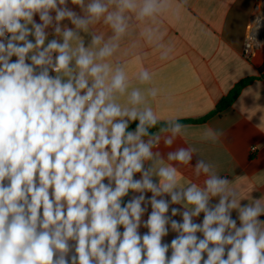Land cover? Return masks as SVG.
<instances>
[{"label":"clouds","instance_id":"clouds-1","mask_svg":"<svg viewBox=\"0 0 264 264\" xmlns=\"http://www.w3.org/2000/svg\"><path fill=\"white\" fill-rule=\"evenodd\" d=\"M71 3L83 15L69 8L68 0H0V264H264V220L259 219L264 198L241 205L230 180L202 159L195 172L207 174L204 187H178L177 168L164 166L153 147L161 132L171 133L164 144L172 146L187 126L173 119L170 127L150 133L158 119L151 107H140L145 96L139 89L131 91L129 107L116 102L115 94L128 88L125 68L107 61L133 19L154 22L170 0ZM65 19L75 27L62 25ZM97 22L111 35L104 41L94 34L86 48L80 32ZM253 24L246 47H264L257 39L264 15ZM49 28L62 42L45 43ZM141 36L146 42L160 38L159 26L147 27ZM171 51L167 47L161 59ZM138 79L148 83L152 75L142 69ZM147 93L157 95L155 89ZM135 121V131H129ZM167 159L188 164L193 150L180 147ZM147 161L152 169L145 167ZM130 191L140 195L122 206ZM145 192L153 194L150 199ZM164 194L187 210L173 207L166 215L170 202ZM212 197L218 203L211 204ZM148 204L152 211L143 226L149 231L141 236ZM200 213L203 222H194ZM176 215L182 222L172 219ZM169 224L178 233L170 244L162 242Z\"/></svg>","mask_w":264,"mask_h":264},{"label":"crops","instance_id":"crops-1","mask_svg":"<svg viewBox=\"0 0 264 264\" xmlns=\"http://www.w3.org/2000/svg\"><path fill=\"white\" fill-rule=\"evenodd\" d=\"M262 1L170 0L167 11L154 22L133 19L128 34L121 41V47L107 61L113 67L125 68L128 88L123 95L115 94L116 102L122 107H129L131 91L139 89L145 96V102L140 107H151L160 121L206 117L239 82L254 78L231 106L204 123L185 124L186 129L170 147L165 146L164 137L171 133L161 132L158 145L153 147L154 153H160L158 159L162 160L164 166L173 165L177 168L178 187L187 188L193 184L204 187L207 174L197 175L195 172L196 161L202 159L214 166L217 175L230 180L229 188L239 193L241 205L264 198V47H255L249 58L243 55L248 27L257 8L264 9ZM68 7L83 15L80 7L72 4L71 0H68ZM52 14L55 15L54 12ZM34 20L40 22L38 14ZM61 23L70 28L75 27L67 19ZM152 25L159 26L161 36L146 42L141 33ZM47 31L46 44L52 39L62 42V37L56 36L52 28ZM94 34L103 36L106 41L111 30L102 22H97L87 32H80V41L86 48L91 47ZM29 39L34 42V36H29ZM167 47H171L172 51L168 59L162 60L160 56ZM137 56L141 58L140 63H137ZM11 59L15 61L17 57ZM142 69L152 75L150 82L142 84L139 81L138 74ZM50 74L56 75L55 72ZM148 89L156 90L155 98L148 96ZM180 147L193 150L190 163L168 161L167 153ZM145 167L152 169L153 162H145ZM140 178L141 174L136 173L135 179ZM152 179L159 183V177L155 174ZM107 182L105 179L104 183ZM144 194L146 199L153 195L151 192ZM138 195L140 193L131 191L130 199ZM163 198L170 202L166 215L171 216L173 207L187 210L183 203L171 204L170 195L164 194ZM218 200V197H212L211 204L218 203ZM151 211V205L148 204L138 229L141 236L149 231L143 225ZM203 216L204 213H200L193 218L194 222L202 223ZM232 217L239 226L237 210L232 211ZM172 219L182 222L183 218L182 215H176ZM259 219L264 220V215ZM167 227L168 235L162 238V242L170 244L178 233L171 229L170 224ZM123 230L122 226L119 231ZM197 236L203 238L202 233L198 232ZM167 255H171V249Z\"/></svg>","mask_w":264,"mask_h":264},{"label":"trees","instance_id":"trees-1","mask_svg":"<svg viewBox=\"0 0 264 264\" xmlns=\"http://www.w3.org/2000/svg\"><path fill=\"white\" fill-rule=\"evenodd\" d=\"M253 80H254V78H247V79L239 82L235 86V88L226 97L221 99V101L217 104L216 109L212 113L207 115L206 117H203L201 119L182 120V121H179V122L181 124H183V125H185V124H201V123H204L211 116H213L216 113H219V112L225 110L226 108H228L229 106H231L235 102V100L238 98V96L242 92L243 88L245 86L249 85ZM167 122L168 121H160V120H158L157 125L154 128H151L149 130L150 133H154L155 131L160 130L162 128L170 127V125ZM138 123H139V121H135V122L130 123L128 130L129 131H135ZM134 178H135V176H134ZM130 192H129V194L127 196L122 198V206L126 205V203L130 200ZM121 228H122V226H120L118 230H120Z\"/></svg>","mask_w":264,"mask_h":264},{"label":"built area","instance_id":"built-area-1","mask_svg":"<svg viewBox=\"0 0 264 264\" xmlns=\"http://www.w3.org/2000/svg\"><path fill=\"white\" fill-rule=\"evenodd\" d=\"M255 17L256 16L253 17L252 22L250 23V25L248 27L247 40H246L244 48H243V55H244V57H247V58H249L250 56L253 55V52H254V49H255L254 45L251 46V47H246V44L250 43V41H251V34H252V32H253V30L255 28V25L253 24V21H254ZM263 35H264V24H263V27L260 28V33L258 32L257 39L263 42L264 41Z\"/></svg>","mask_w":264,"mask_h":264},{"label":"bare ground","instance_id":"bare-ground-1","mask_svg":"<svg viewBox=\"0 0 264 264\" xmlns=\"http://www.w3.org/2000/svg\"><path fill=\"white\" fill-rule=\"evenodd\" d=\"M260 11H261V10H260ZM257 15H263V14H262L261 12H259V13L256 12V15H255V16H257ZM255 19H256V17H255ZM255 19H254V20H255ZM262 27H263V24H262V26H261L260 28H262ZM259 33H260V29H259Z\"/></svg>","mask_w":264,"mask_h":264},{"label":"rangeland","instance_id":"rangeland-1","mask_svg":"<svg viewBox=\"0 0 264 264\" xmlns=\"http://www.w3.org/2000/svg\"><path fill=\"white\" fill-rule=\"evenodd\" d=\"M263 2H264V0L261 2V6H262V4L264 5ZM260 8H262V7H260ZM260 10H261L260 12L264 15V9H260Z\"/></svg>","mask_w":264,"mask_h":264}]
</instances>
